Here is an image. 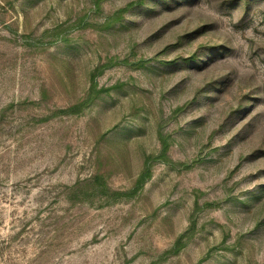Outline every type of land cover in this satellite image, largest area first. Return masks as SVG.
I'll return each instance as SVG.
<instances>
[{
    "label": "rangeland",
    "instance_id": "rangeland-1",
    "mask_svg": "<svg viewBox=\"0 0 264 264\" xmlns=\"http://www.w3.org/2000/svg\"><path fill=\"white\" fill-rule=\"evenodd\" d=\"M138 1L0 0V264H264V0Z\"/></svg>",
    "mask_w": 264,
    "mask_h": 264
},
{
    "label": "trees",
    "instance_id": "trees-1",
    "mask_svg": "<svg viewBox=\"0 0 264 264\" xmlns=\"http://www.w3.org/2000/svg\"><path fill=\"white\" fill-rule=\"evenodd\" d=\"M138 2H139V3H142V2H144V1H143V0H139ZM133 5H134V4H129V5H128L124 10H122V11L127 10L128 8L132 7ZM87 100H88V99H86V102H87ZM150 176H151V174H150V170H149L148 168H146L145 173H144V175L142 176L140 182H142V184L145 183L146 180H149ZM180 242H181V240H179V241L174 245L173 249L171 250L172 252L175 253V252L178 251V249L180 248V247H178L179 244H180Z\"/></svg>",
    "mask_w": 264,
    "mask_h": 264
}]
</instances>
